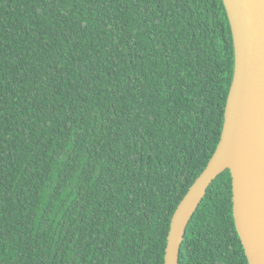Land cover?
Returning <instances> with one entry per match:
<instances>
[{"label": "trees", "instance_id": "16d2710c", "mask_svg": "<svg viewBox=\"0 0 264 264\" xmlns=\"http://www.w3.org/2000/svg\"><path fill=\"white\" fill-rule=\"evenodd\" d=\"M234 60L223 0H0V264H165ZM179 264H249L230 170Z\"/></svg>", "mask_w": 264, "mask_h": 264}, {"label": "water", "instance_id": "95a60500", "mask_svg": "<svg viewBox=\"0 0 264 264\" xmlns=\"http://www.w3.org/2000/svg\"><path fill=\"white\" fill-rule=\"evenodd\" d=\"M234 73L222 136L207 167L177 207L165 264H179L188 225L213 183L230 170L233 214L249 264H264V0H223Z\"/></svg>", "mask_w": 264, "mask_h": 264}]
</instances>
